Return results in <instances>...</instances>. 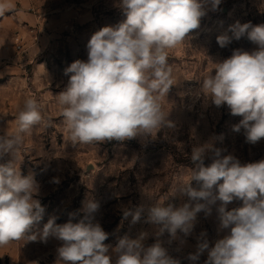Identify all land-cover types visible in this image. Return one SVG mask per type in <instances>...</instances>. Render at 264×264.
<instances>
[{"label": "clouds", "instance_id": "1", "mask_svg": "<svg viewBox=\"0 0 264 264\" xmlns=\"http://www.w3.org/2000/svg\"><path fill=\"white\" fill-rule=\"evenodd\" d=\"M221 2L120 0L124 19L92 34L87 60H76L65 70L69 79L58 94V103L71 141L123 142L171 127L158 102L173 86L168 50L199 29L202 18L209 11H218ZM9 7L0 4V15ZM245 35L256 49L234 50L229 58L215 63L201 87L206 101L217 108L226 106L231 115L241 117L232 131L242 132L246 142L254 145L264 139V24L237 21L216 39L223 48L233 38ZM41 120L37 101L29 98L16 117V132L0 135V159L11 157L0 163V246L25 236L42 242L55 238L62 242L57 248V264H181L161 238L165 234L169 240L178 234L191 235L198 214L210 216L216 206L218 231L226 234L211 247L207 239H200L196 252L187 256L190 264H199L205 251L204 264H264V159L241 163L234 155L223 154L214 142L192 148L194 167L178 189L187 197L182 205L148 207L146 222L158 226L150 245L144 243L146 232L135 238L125 235L114 247L106 244L109 233L93 223L99 208L94 200L84 204V217L78 222L69 219L57 224L56 218L50 217L37 229L45 212L36 198L38 183L32 174L22 175L13 160L22 134ZM219 138L222 140L223 134ZM206 160L210 162L206 164ZM193 181L198 188L193 187ZM53 182L59 183L58 178ZM234 200H241L243 206L229 210ZM144 212L143 207L126 209L123 216H131L134 224Z\"/></svg>", "mask_w": 264, "mask_h": 264}, {"label": "rangeland", "instance_id": "2", "mask_svg": "<svg viewBox=\"0 0 264 264\" xmlns=\"http://www.w3.org/2000/svg\"><path fill=\"white\" fill-rule=\"evenodd\" d=\"M31 2L34 12L46 17L58 6L61 10L55 21L47 20L48 36L26 41L23 47L20 39L17 43L22 48L13 44L17 60L11 64L6 59L0 61V135L14 134L16 117L25 101L29 98L37 101L42 120L22 134L13 160L22 175L32 174L38 183L36 198L45 212L37 229L50 217H55L57 224L69 219L78 222L84 217V204L94 200L99 208L94 213L93 223H99L109 233L106 244L114 247L125 235L135 238L146 232L148 238L144 243L150 245L155 242L158 226L146 222V211L153 205L178 206L186 201L187 197L178 189L189 179L194 167L191 162L194 146L214 142L224 150L223 154H232L241 163L264 159V139L253 145L246 142L242 132H233L232 125L241 117L231 115L226 106L217 108L206 101L201 87L203 80L213 73L215 63L229 58L234 50L256 49L246 35L239 40L233 38L223 48L216 38L237 21L264 24V0H222L218 11H209L202 18L199 29L193 30L182 44L168 50L173 86L158 102L171 127L154 129L148 135L123 142L89 144L71 141L58 94L68 83L65 70L76 60H87V43L92 34L124 19L120 0ZM70 2L76 3L74 9L67 8ZM41 62L45 67L43 74L35 68ZM220 134H223L222 140ZM10 159L5 156L0 163ZM53 178H58L59 183L53 182ZM192 185L199 187L195 181ZM241 206V200H234L228 209ZM137 207H143L145 212L140 221L133 224L132 217L124 218L123 212ZM202 233L206 236L202 237ZM225 234L226 231H218L216 206H213L210 216L203 212L198 214L191 235L178 234L175 240H169L165 234L161 240L181 264H190L187 256L196 252L200 239H207L211 247ZM61 243L55 238L47 242L31 241L27 236L10 241L0 246V264H53V257L57 264V248ZM47 253L50 255L45 256ZM206 259L205 251L199 264H204Z\"/></svg>", "mask_w": 264, "mask_h": 264}, {"label": "crops", "instance_id": "3", "mask_svg": "<svg viewBox=\"0 0 264 264\" xmlns=\"http://www.w3.org/2000/svg\"><path fill=\"white\" fill-rule=\"evenodd\" d=\"M0 4L10 5L4 14L0 15V61L6 59L10 64L15 62L18 57L16 46L14 47L13 45L16 42L13 38L19 37L21 42H23L21 43L22 47L26 41L28 42L35 38L44 39L49 35L47 20L55 21L59 17L58 14L61 10V6H58L53 13L49 14V17H51L49 18L34 12L31 0H0ZM75 5V2H70L67 8L74 9ZM54 24L56 23L54 22ZM44 29L45 33L42 34ZM23 60L24 58L20 60L21 63ZM35 68L43 74L45 69L44 62L36 64ZM47 255L50 254L47 253L45 256ZM53 264H55L54 257Z\"/></svg>", "mask_w": 264, "mask_h": 264}, {"label": "built area", "instance_id": "4", "mask_svg": "<svg viewBox=\"0 0 264 264\" xmlns=\"http://www.w3.org/2000/svg\"><path fill=\"white\" fill-rule=\"evenodd\" d=\"M20 41V38L19 37H16L15 38V42H16V47L18 48V49H20L21 48V45L19 44V43H17V42H19Z\"/></svg>", "mask_w": 264, "mask_h": 264}, {"label": "water", "instance_id": "5", "mask_svg": "<svg viewBox=\"0 0 264 264\" xmlns=\"http://www.w3.org/2000/svg\"><path fill=\"white\" fill-rule=\"evenodd\" d=\"M87 169H90V166H88Z\"/></svg>", "mask_w": 264, "mask_h": 264}]
</instances>
